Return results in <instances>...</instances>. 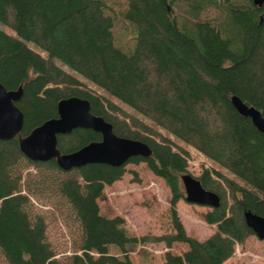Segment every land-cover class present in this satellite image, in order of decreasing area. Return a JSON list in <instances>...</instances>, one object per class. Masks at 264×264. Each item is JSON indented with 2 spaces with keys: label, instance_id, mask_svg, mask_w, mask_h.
<instances>
[{
  "label": "trees",
  "instance_id": "1",
  "mask_svg": "<svg viewBox=\"0 0 264 264\" xmlns=\"http://www.w3.org/2000/svg\"><path fill=\"white\" fill-rule=\"evenodd\" d=\"M123 1L116 15L130 34L124 47L104 0H0V24L10 31L0 29V84L21 92L14 102L23 117L20 136L55 117L59 99L77 96L115 135L151 150L118 167L63 170L53 159L25 157L16 136L0 140V264H133L127 249L151 242L186 245L181 254L164 252L159 264H222L252 234L243 212L264 217V133L229 102L236 95L264 117V4ZM99 139L75 128L56 136V148L69 153ZM174 139L249 187L201 170L195 178L219 197L203 214L215 230L202 240L185 233L174 209L183 199L180 176L188 173L187 151ZM139 162L169 190L170 229L158 235H128L122 218L99 214L96 203L125 164ZM110 245L120 256L108 253Z\"/></svg>",
  "mask_w": 264,
  "mask_h": 264
},
{
  "label": "rangeland",
  "instance_id": "2",
  "mask_svg": "<svg viewBox=\"0 0 264 264\" xmlns=\"http://www.w3.org/2000/svg\"><path fill=\"white\" fill-rule=\"evenodd\" d=\"M104 1L115 15L124 8L123 0ZM174 11L179 13L183 11V8L178 6L174 8ZM210 14L217 20H220L223 15L222 12L212 10ZM115 18L113 35L116 43L123 47L128 46L131 43L128 27L119 16L116 15ZM0 29L10 32L2 24ZM35 50L43 54L39 49L35 48ZM96 91L101 92L97 88ZM170 137L173 139L172 136ZM174 141L187 151L186 169L191 176H198L203 168L215 169L245 188H249L216 163L209 161L182 142L175 139ZM124 170L118 180L103 186L100 197L96 199L99 214L105 217H121L125 232L135 237L144 234L158 235L169 231L167 212L169 190L163 180L153 175L143 162L127 163L124 165ZM174 209L187 235L202 240L215 230L214 224L203 221V214L210 209L209 207L179 199ZM185 249L186 245L181 242H173L168 248L160 242L137 243L127 249V257L133 264H159L163 260L164 252L181 254ZM108 253L120 256V252L112 245L108 247ZM222 264H264V240L258 239L253 234L247 236L241 243L234 244L231 256Z\"/></svg>",
  "mask_w": 264,
  "mask_h": 264
},
{
  "label": "water",
  "instance_id": "3",
  "mask_svg": "<svg viewBox=\"0 0 264 264\" xmlns=\"http://www.w3.org/2000/svg\"><path fill=\"white\" fill-rule=\"evenodd\" d=\"M252 3L260 5L264 4V0H252ZM20 94L19 89L6 90L0 84V140L16 136L19 151L30 160L53 159L60 169L68 170L90 163L118 167L129 157H147L151 153L146 143L115 135L109 122L90 112L88 100L77 96L59 99L55 105V117L44 120L25 136H20L23 117L14 104ZM229 102L239 115L247 117L256 130L264 133V117L258 110L244 104L236 95H231ZM75 128L96 132L100 139L88 142L72 152L60 153L56 148V136ZM180 181L185 202L209 208L219 204L218 195L204 189L190 174H182ZM243 221L255 237L264 240V217L247 210L243 212Z\"/></svg>",
  "mask_w": 264,
  "mask_h": 264
}]
</instances>
